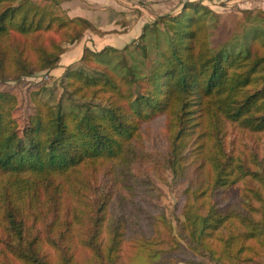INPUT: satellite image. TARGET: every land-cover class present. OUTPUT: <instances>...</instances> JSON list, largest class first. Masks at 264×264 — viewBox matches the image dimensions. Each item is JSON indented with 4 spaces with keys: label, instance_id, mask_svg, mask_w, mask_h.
<instances>
[{
    "label": "trees",
    "instance_id": "1",
    "mask_svg": "<svg viewBox=\"0 0 264 264\" xmlns=\"http://www.w3.org/2000/svg\"><path fill=\"white\" fill-rule=\"evenodd\" d=\"M50 1L0 0L1 81L53 70L64 45L103 33ZM179 5L154 22L166 44L147 73L100 58L114 47H85L86 69H68L63 89L98 104L34 99L21 128L16 97L0 91V264H165L175 252L187 264L264 263V10L241 11L245 25L216 47V13ZM157 116L161 155L142 133ZM229 126L263 148L232 149ZM164 172L182 183L172 219L153 200Z\"/></svg>",
    "mask_w": 264,
    "mask_h": 264
},
{
    "label": "rangeland",
    "instance_id": "2",
    "mask_svg": "<svg viewBox=\"0 0 264 264\" xmlns=\"http://www.w3.org/2000/svg\"><path fill=\"white\" fill-rule=\"evenodd\" d=\"M41 2L44 3L43 1ZM61 2V0L50 1L49 4L53 6L55 10L62 14L64 13V7ZM216 2V5L219 4L218 1ZM179 7L180 5L176 4L173 10L177 11ZM257 9L261 8L254 7L234 9V7H231L227 9L218 8L217 11L213 10L217 16L216 19H214L212 22L210 21L212 27L210 28V37L212 44L216 47L220 46L230 37V35L234 31H239L241 27L245 25L246 15L241 11L252 10L253 12H256ZM156 18L157 16L155 17V19H153L154 21L152 29L149 28V32L147 34V43L145 42V40L139 38L136 39V42L129 45H64V48H66V50L70 49L73 46L79 48L80 58H78L70 65L64 67V69L58 74H56V72H54L53 70H40L35 71L31 76H25L19 80H0V91H7L13 94L17 99V103L12 114L18 121L19 127L22 128L26 124L28 116L33 113L35 108L34 99L55 105L58 102H61L64 108L71 107L81 110H84L88 104L93 105L99 103L98 100L92 101L89 99L69 97L67 92H65V90L63 89V79L65 72L68 69H78L84 67L83 62L81 61V56L85 47H88L92 51H99L105 47H114L120 52L109 50L106 52L107 54L102 55L100 58L104 61L105 59L109 60L110 65L123 60L124 65L133 67L132 72L135 71L139 74L147 73L148 70L153 66L155 61L158 59L160 52L164 49L166 44L163 34L160 31V29L162 28L161 25H157L159 30L154 31V29H156V26H154ZM89 32L90 31H87L82 39L88 38ZM142 44H146L145 46L148 53V56L146 58H142L141 56L136 54V52L138 53V51H140L138 47ZM126 46L130 47L127 51L124 52V48ZM102 64L104 65V63ZM61 65L63 66V64ZM84 69H86V67H84ZM88 69L90 70V68ZM228 128L229 135L227 138V143L232 149H245L246 145L248 146V148H263V144H260V141L257 137L244 135L231 126H229ZM142 133L144 136L146 147L150 151V153L156 155H161L164 153L165 133L164 118L162 116H157L155 119H153L152 122L145 125L143 127ZM164 177L166 178L164 182H155L157 190L154 191L155 198L153 200L159 208H162L164 210L167 218L172 219L176 204L181 203L179 193L182 188V183L174 182L169 173L164 172ZM167 257L168 260L165 262V264H187L180 259V254H177L176 252L168 254ZM138 259L139 261H142L145 259V257L143 256V254H140Z\"/></svg>",
    "mask_w": 264,
    "mask_h": 264
},
{
    "label": "crops",
    "instance_id": "3",
    "mask_svg": "<svg viewBox=\"0 0 264 264\" xmlns=\"http://www.w3.org/2000/svg\"><path fill=\"white\" fill-rule=\"evenodd\" d=\"M64 14L69 17L88 19L102 34L90 31L89 37L70 45H129L144 35L147 43L149 28L156 16L170 12L183 0H61ZM212 10L218 8H261L264 0H202ZM216 1L219 4L216 5ZM216 2V3H215ZM157 28V27H155ZM80 49L76 46L66 50L60 57L56 74L75 62ZM64 62V63H63ZM63 64V66L61 65Z\"/></svg>",
    "mask_w": 264,
    "mask_h": 264
}]
</instances>
